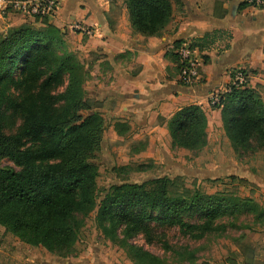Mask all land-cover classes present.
Returning <instances> with one entry per match:
<instances>
[{
	"label": "trees",
	"instance_id": "obj_1",
	"mask_svg": "<svg viewBox=\"0 0 264 264\" xmlns=\"http://www.w3.org/2000/svg\"><path fill=\"white\" fill-rule=\"evenodd\" d=\"M125 4L131 28L145 37L160 36L173 17L170 0ZM243 6L253 5L246 0ZM34 20L38 27L25 23L0 37V157L15 164L0 167V226L23 243L67 259L77 251L86 219L96 212L102 234L134 264L167 263V258L132 243L140 234L147 243L161 245L177 264L198 263L199 247L172 244L165 232H157L160 228L176 230L194 242L222 238L230 231L264 229V208L253 198L190 190L179 178L117 184L98 202L96 159L106 125L87 98L90 68L69 50L62 30L47 19ZM211 37L207 34L191 48L202 49L198 42ZM181 44L176 43L174 50ZM174 57L179 63L178 55ZM244 76V84H230L219 104L212 106L221 110L237 158L264 152V103ZM13 90L19 92L15 99L10 98ZM7 114L22 120L15 134L3 133ZM207 127L200 106L180 109L167 124L171 148L201 153L208 145ZM114 129L121 137L130 131L120 122ZM140 147L137 152L145 149ZM229 179L231 184L243 183ZM245 238V234L233 238L235 257L255 264V252L240 245Z\"/></svg>",
	"mask_w": 264,
	"mask_h": 264
},
{
	"label": "crops",
	"instance_id": "obj_2",
	"mask_svg": "<svg viewBox=\"0 0 264 264\" xmlns=\"http://www.w3.org/2000/svg\"><path fill=\"white\" fill-rule=\"evenodd\" d=\"M125 1L58 0L57 16L49 20L64 32L70 51L95 57L92 75L100 76L95 77L91 99L103 103L102 114L111 116L113 124L135 129L138 144L145 147L137 156L153 161L173 157L168 121L184 107L200 106L208 121V145L202 156L210 149L213 155L203 158L195 172L243 180L240 186L247 188L246 197L264 208V152L237 158L221 110L209 102L211 94L225 93L233 74L242 71L264 103V9L243 6L246 0H170L169 25L160 36L145 37L131 28ZM25 23L39 26L27 16L0 14V37ZM71 24L86 26L93 34L83 36L71 30ZM207 34L212 37L198 42L203 48L195 50L201 81L185 86L179 80L174 46L197 42ZM111 131L113 138H123L114 125ZM237 258L235 264H245L243 257ZM255 264H264V255L256 254Z\"/></svg>",
	"mask_w": 264,
	"mask_h": 264
},
{
	"label": "rangeland",
	"instance_id": "obj_3",
	"mask_svg": "<svg viewBox=\"0 0 264 264\" xmlns=\"http://www.w3.org/2000/svg\"><path fill=\"white\" fill-rule=\"evenodd\" d=\"M118 1L121 2L123 0ZM76 54H79V57H82V61L90 68L91 80L86 84L87 98L92 102L93 110L103 116L106 125L102 147L96 159L99 166L97 178L98 202L114 185L123 183L142 184L160 177H168L173 180L179 178L183 187L190 190L200 188L202 192L209 195L227 191L246 197L245 189L247 188H242L241 184H231L230 179L226 176L213 179L203 177L195 172L199 166L198 164H201L208 156L213 155L212 149H210V153L203 156L204 150L199 154L194 152L187 154L178 151V149H173L172 158L167 160L159 156L160 159L158 161H153L137 156V150L141 149V147L135 136L136 130L130 126V131L126 136L117 139L113 138L111 126H115L118 122L113 124L111 116H104L102 114L103 103L97 102L89 96L96 87L95 77L100 76L99 74L92 75L95 57H85L79 52ZM18 95L19 92L14 90L10 92V98L15 99ZM21 125V118L7 114L5 115L3 133L6 135L15 134ZM5 166L15 167V164L8 158L0 157V167ZM95 218L96 212L86 219L77 244V251L74 256L67 259L48 252L42 246L23 243L19 238L0 226V264H134L128 259L126 252L120 246L113 244L102 234L97 227ZM157 232H165L167 240L172 244L199 247V261L197 264H227L230 260L237 262L238 258L236 259L234 254L237 250V244L233 241V238H238L240 234H245L246 236L240 243L241 246L245 247L249 252L253 250L258 257L264 255V229L259 227L255 228L254 231L247 229L230 231L225 237H210L208 240L199 242L184 239L176 230L171 231L160 228ZM131 241L157 256L167 258L166 264H177L176 261L165 254L161 245L158 243H147L143 235H137Z\"/></svg>",
	"mask_w": 264,
	"mask_h": 264
},
{
	"label": "built area",
	"instance_id": "obj_4",
	"mask_svg": "<svg viewBox=\"0 0 264 264\" xmlns=\"http://www.w3.org/2000/svg\"><path fill=\"white\" fill-rule=\"evenodd\" d=\"M247 1L254 7L264 9V0ZM58 9V0H0L1 15L16 13L32 19L50 20L57 16ZM70 29L83 36L93 34L90 28L81 24H71ZM191 45V42H183L176 52L179 59V80L185 86H194L201 81L199 58L196 55V49H192ZM234 74L232 85L241 86L245 83L244 72L236 71ZM221 94L224 93L215 92L211 94L209 100L211 106L219 104Z\"/></svg>",
	"mask_w": 264,
	"mask_h": 264
}]
</instances>
